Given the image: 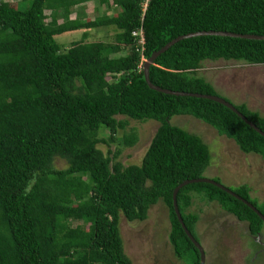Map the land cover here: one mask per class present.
Returning <instances> with one entry per match:
<instances>
[{
    "label": "trees",
    "instance_id": "16d2710c",
    "mask_svg": "<svg viewBox=\"0 0 264 264\" xmlns=\"http://www.w3.org/2000/svg\"><path fill=\"white\" fill-rule=\"evenodd\" d=\"M87 1L113 8L112 14L68 17L73 6ZM98 27L113 31L111 43L71 42L61 49L53 39ZM136 29L141 50L130 35ZM201 31L264 36V0H0V264H131L122 251L118 218L143 221L157 202L166 209L172 256L197 264L170 194L183 180L204 178L209 153L200 137L172 126L170 117H191L264 162V138L230 110L156 92L143 81L141 63L150 53ZM217 60L264 65V40L183 38L153 59L147 79L159 89L216 96L196 70L203 61ZM221 99L264 134L257 112ZM116 116L156 123L136 165H121L118 151L108 150L116 133L123 147L135 142L134 131L123 133L126 122ZM54 159L64 167L54 168ZM226 189L264 217V199L257 204L246 184ZM190 193L243 222L248 236L259 235L263 222L241 201L196 182L174 196L180 221L195 241Z\"/></svg>",
    "mask_w": 264,
    "mask_h": 264
},
{
    "label": "rangeland",
    "instance_id": "374dc122",
    "mask_svg": "<svg viewBox=\"0 0 264 264\" xmlns=\"http://www.w3.org/2000/svg\"><path fill=\"white\" fill-rule=\"evenodd\" d=\"M112 9L95 1H87L73 6L68 17L72 19L79 16L81 21L91 20L95 15L112 14ZM44 13L46 15L47 12ZM112 36V30L98 27L88 31H68L54 36L53 39L61 49H65L71 42L111 43ZM196 75L213 87L216 96L232 104L243 103L247 109L264 118V65L222 60L203 61L196 70ZM115 118L125 120L126 126L122 132L133 130L135 142L129 147H123L119 145V133H116V139L109 144L108 150L118 151L116 160L121 165H136L156 123L152 120L133 121L120 116ZM169 123L200 137L205 142L209 164L202 173L204 178L216 179L220 185L229 189L246 184L251 199L257 204L264 199L262 160L257 156L240 153L231 142L215 136L211 128L191 117L172 116ZM103 134L106 135V131ZM97 148L104 153L103 146L98 145ZM52 166L62 169L64 164L61 160L54 159ZM189 197L191 204L187 212L195 213L197 218L193 233L203 252V264H264V222L255 239L257 241H252L254 238L247 235L243 222H237L232 216L219 210L215 203H206L198 194L190 193ZM167 231L166 209L160 202L147 209L143 221L126 222L121 216L118 218L122 251L131 264H183L172 256L166 240ZM255 242L260 247H257Z\"/></svg>",
    "mask_w": 264,
    "mask_h": 264
},
{
    "label": "water",
    "instance_id": "95a60500",
    "mask_svg": "<svg viewBox=\"0 0 264 264\" xmlns=\"http://www.w3.org/2000/svg\"><path fill=\"white\" fill-rule=\"evenodd\" d=\"M205 35H213V36H225V37H232V38H242V39H251V40H264V36H255V35H248V34H234V33H229V32H212V31H201V32H194V33H187L181 36H177L174 39L168 41L165 45H163L160 49H158L157 51H154L152 53H150V55L142 62L141 64V71H142V77H143V81L146 84L147 88L154 90L156 92H160L163 94H171L174 96H188V97H195V98H202L205 100H209L215 103H218L222 106H224L225 108H227L228 110H230L232 113H234L244 124H246L249 128H251L255 133H257L258 135H260L261 137L264 138V134L259 131L256 127H254V125H252L250 122H248L240 113H238L229 103L225 102L224 100H222L221 98L217 97V96H213V95H200V94H192V93H182V92H172V91H168V90H164V89H159L153 85H151L148 82L147 79V68L148 65H150L153 61V59L162 51H164L168 46H170L171 44H173L174 42H176L177 40L183 39V38H189V37H194V36H205ZM196 182H202V183H207V184H211L215 187H217L218 189L224 191L225 193L229 194L230 196H232L233 198L241 201L246 207H248L256 216L257 218L264 222V217L261 216L255 209L254 207H252L249 203H247L244 200H241L239 197H237L236 195H234L233 193H231L228 189L222 187L220 184L215 183L214 181L207 179V178H198V179H191V180H183L181 181L179 184H177L172 190H171V194H170V199H171V207H172V211L175 215L176 221L179 224L182 232L184 233L185 237L188 239V241L191 243V245L193 246V248L196 250L197 255H198V262L197 264H203V252L201 247L199 246V244L190 236V234L186 231V229L184 228L183 224L180 221L176 206H175V201H174V196L176 191L189 183H196ZM258 236H254L255 239H257Z\"/></svg>",
    "mask_w": 264,
    "mask_h": 264
},
{
    "label": "built area",
    "instance_id": "2783aa9c",
    "mask_svg": "<svg viewBox=\"0 0 264 264\" xmlns=\"http://www.w3.org/2000/svg\"><path fill=\"white\" fill-rule=\"evenodd\" d=\"M131 36L136 37V43L139 45V50H141L142 35L140 29H136L130 33Z\"/></svg>",
    "mask_w": 264,
    "mask_h": 264
},
{
    "label": "flooded vegetation",
    "instance_id": "af4514ba",
    "mask_svg": "<svg viewBox=\"0 0 264 264\" xmlns=\"http://www.w3.org/2000/svg\"><path fill=\"white\" fill-rule=\"evenodd\" d=\"M222 186V185H221ZM222 187H224V186H222ZM225 188V187H224ZM254 238V237H253ZM255 240V238L254 239H252V241H254ZM255 241H257V240H255ZM257 245H258V243L257 242H255ZM259 246V245H258ZM263 246V245H262ZM261 246V247H262ZM260 247V246H259Z\"/></svg>",
    "mask_w": 264,
    "mask_h": 264
},
{
    "label": "clouds",
    "instance_id": "9594fccd",
    "mask_svg": "<svg viewBox=\"0 0 264 264\" xmlns=\"http://www.w3.org/2000/svg\"><path fill=\"white\" fill-rule=\"evenodd\" d=\"M142 35V34H141ZM142 45V44H141ZM140 48V47H139ZM142 64V63H141Z\"/></svg>",
    "mask_w": 264,
    "mask_h": 264
}]
</instances>
